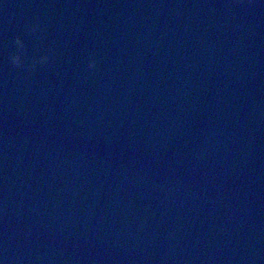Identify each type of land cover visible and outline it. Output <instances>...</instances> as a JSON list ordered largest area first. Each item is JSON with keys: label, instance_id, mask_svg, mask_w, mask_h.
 Segmentation results:
<instances>
[{"label": "water", "instance_id": "95a60500", "mask_svg": "<svg viewBox=\"0 0 264 264\" xmlns=\"http://www.w3.org/2000/svg\"><path fill=\"white\" fill-rule=\"evenodd\" d=\"M0 264H264V0H0Z\"/></svg>", "mask_w": 264, "mask_h": 264}, {"label": "clouds", "instance_id": "9594fccd", "mask_svg": "<svg viewBox=\"0 0 264 264\" xmlns=\"http://www.w3.org/2000/svg\"><path fill=\"white\" fill-rule=\"evenodd\" d=\"M229 11L231 8L228 9ZM45 29L39 23V21L26 25V32L29 36L41 39ZM15 50L9 57V62L13 68L23 70L25 72H33L37 69V65L47 66L51 63L52 56L54 55L51 49L45 50V52L38 58L28 61L27 45L24 40L17 37L14 40ZM97 61L95 57L89 59L88 70L94 72L96 70Z\"/></svg>", "mask_w": 264, "mask_h": 264}]
</instances>
